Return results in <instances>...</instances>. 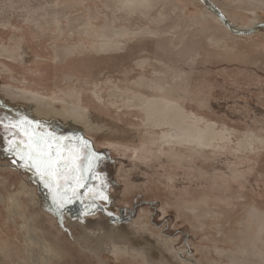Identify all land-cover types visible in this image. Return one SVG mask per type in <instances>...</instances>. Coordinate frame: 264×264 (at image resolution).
<instances>
[{
	"label": "rangeland",
	"instance_id": "374dc122",
	"mask_svg": "<svg viewBox=\"0 0 264 264\" xmlns=\"http://www.w3.org/2000/svg\"><path fill=\"white\" fill-rule=\"evenodd\" d=\"M83 1L71 13L73 16L95 14L97 19L92 23L97 27L105 15L110 17L103 8V0ZM213 1L225 9L226 19L237 27L264 23L263 10L257 9L253 20L255 17L250 18L248 10H237L224 0ZM186 3V16L170 7L157 6L149 14L135 12L132 20L121 22L131 29L149 27L160 37L146 36L141 42H130L124 52L111 56L77 55L62 65L53 62L54 43L64 47L85 42L88 46L93 43L91 39L83 36H76L73 41L67 37L52 39L46 29L44 35L40 34L31 24L10 16V26H0V44L13 47L14 38L24 42L30 60L20 65L0 57V85H15L17 90L25 86L47 95L81 91L84 103L100 119L119 129V133L107 135L100 132L87 135L79 130L78 140L87 145L83 143L81 150H88L83 157L90 166L84 164V158L78 165L73 156H68L74 153L75 146L52 147L62 157L60 163L69 166L64 168V175L53 177L54 196L59 201L65 190L72 196L71 190L76 189L71 202L63 207L68 219L82 217L93 222L113 219V224L123 225L129 231V239L118 247L148 253L154 264H264V251L262 260L251 250L241 251L242 240L237 234L243 230L242 221L251 208L264 213V29L249 37L228 36L219 44L211 43L191 19L206 12L195 2ZM144 59L149 60V67L142 73L136 63ZM153 72L159 74L153 76ZM66 76H71L73 82L67 83ZM141 76L173 87V98L188 113L227 131L225 140L203 150L191 145L151 144L149 139L160 134L159 131L144 127L143 118L135 111L112 108L108 103V92L113 87L132 88V82ZM92 84L98 85L103 101H90ZM139 94L151 93L141 86ZM11 118L19 123L40 122L0 110V121ZM41 130L47 134L53 130L71 133L57 126ZM250 134L255 142L246 150L239 148ZM14 136H7L0 128V142L15 141L20 151L25 142ZM14 158L17 164H22L17 156ZM76 166L83 169L76 170ZM70 169L74 170L71 175ZM7 179L10 185L18 187L20 178L16 174ZM78 180L87 181L86 187L77 188ZM57 183L61 185L59 192ZM100 193L107 200L99 198ZM5 210L0 206V239L14 251L11 261H2L0 256V264H145L123 255L115 258L109 254L110 246L99 250L94 239L82 240L74 221L62 226L61 238L55 232L46 238L44 227L27 205L23 218L36 230L34 234L27 228L21 231L19 226L24 222L17 217L13 225ZM75 237L78 242L72 240ZM166 245L168 250H164Z\"/></svg>",
	"mask_w": 264,
	"mask_h": 264
},
{
	"label": "bare ground",
	"instance_id": "6f19581e",
	"mask_svg": "<svg viewBox=\"0 0 264 264\" xmlns=\"http://www.w3.org/2000/svg\"><path fill=\"white\" fill-rule=\"evenodd\" d=\"M81 1L2 0L0 1V26L9 27L11 23L10 16L13 19L14 16H17L18 19L27 22L29 25L31 24L40 34H43L46 29L51 34L52 39L67 37L73 41L76 36L91 39L93 43L88 46L85 42L67 44L64 47L54 43L52 46L53 62L58 65L67 63L77 55L84 56L88 53H93L97 56H111L122 53L130 42L140 41L146 36L160 37L161 34L151 31L149 27L131 29L127 25H121V22L132 20V13L149 14L157 6L170 7L173 12L179 11L186 16V2H195L206 13L200 12V14L194 15L191 19L205 35L206 39L215 44L221 43L228 36L249 37V35L258 32L260 28L264 29L263 26H260L264 23H252L246 27L235 26L236 24L226 19L225 9L219 8L213 0H103V8H105L106 13L110 17L105 15L101 26L97 27V24L92 23L93 19H97L94 16L95 14H90L89 17L73 16L71 14L73 11H77ZM224 1H227L230 7H235L237 10H248L251 12L249 17H255L253 20L257 17V9L264 11V0ZM219 21L221 24H219ZM222 25H224L226 30ZM235 32L237 34H233ZM13 41H15L13 47L0 44V57L8 59L12 63L27 64L30 59L26 44L16 38ZM136 66L143 73L149 67V60L137 61ZM158 74L153 72V76ZM66 81L67 83L73 82V78L66 76ZM14 86L3 87L0 85V110L37 119L41 122V124L40 122L38 124L34 123L36 128H40L37 129L38 132H42L43 130L41 129L44 127L52 128L57 126L66 128L71 133L78 135L80 131L87 133V135L91 132H100L102 135L119 133L116 125L112 126L106 123L104 119H100L95 111L84 103V96L81 91H60L61 95H57V93L47 95L27 89L25 86L23 90H17ZM141 86L147 87L151 94L149 96L140 95L139 88ZM131 87L134 89L124 88L121 90L118 86L113 87L108 92V101H110L108 103L112 108L118 107L122 108V110L135 111L143 118L144 127L152 132L159 131L160 134L149 139L151 144H158V146L162 147L191 145L193 146L192 148L198 147L202 149L212 147L216 142L225 140L228 134L227 131L221 128L218 129L217 125L210 120H206L194 113H188L178 103V100L173 98V87H169L162 81H158V79H148L144 76L132 82ZM91 89L92 99L90 101L97 103L104 100L102 92L98 90V85L92 84ZM254 139L255 137L252 134L246 135L245 139L238 145L239 148L246 150L247 147L255 142ZM22 140L25 142V139ZM8 146L9 143L0 142V206L6 208L5 212H7V216L11 219L10 221L13 225H16L15 217L24 222V207L27 205L28 208L35 212L36 220L44 227V237L46 238L51 237L55 233L61 238L62 226L74 221L73 223L75 226H79V230L82 233L80 238L82 237V240L94 239V242L99 244V250L105 249V246H110L109 254L115 258L123 255L136 258L145 264H154L148 253L138 252L134 248L118 247L122 242H126L129 239V231L123 225L113 224L115 222L113 219L107 217V219L95 222L82 217H70L68 219L63 208H58L57 204L53 202L54 194L52 190L45 186V182L40 180L36 171L13 163V159L17 155L13 152L5 151ZM16 151L18 152L19 150L17 149ZM15 174L20 178L18 187L10 185L7 179L8 176ZM241 225L243 230L240 229L237 233L242 240L239 246L240 250H251V253L258 260H262L261 255L264 251V213L256 208H251L246 213ZM24 228L32 231L33 234L36 231L25 222L19 226L21 231ZM72 240L78 242L76 237L75 240ZM159 247L160 245L157 244L156 249ZM56 248L64 249L63 246H57ZM162 249L163 247H161V251ZM168 249V245H166L164 250ZM13 251L12 247L0 239L2 261H11V252Z\"/></svg>",
	"mask_w": 264,
	"mask_h": 264
},
{
	"label": "snow or ice",
	"instance_id": "6c2138e0",
	"mask_svg": "<svg viewBox=\"0 0 264 264\" xmlns=\"http://www.w3.org/2000/svg\"><path fill=\"white\" fill-rule=\"evenodd\" d=\"M22 123L31 124L30 121H22ZM7 127H18V125L14 122L10 123ZM27 134V132H25ZM9 146L5 149V151L13 152L15 155L18 156L19 161L22 162L21 166L29 167L36 170L37 175L40 177V180L45 182V186L48 187L50 190L52 189V180L53 177L57 175H64V168L69 167L67 164H61L60 157L56 154L52 148L51 144H48L47 151L45 150V143L40 138H32L30 137L28 142L24 143V148L17 152L18 145L15 141L8 142ZM58 143V141H57ZM85 146L86 142H85ZM98 159V157H93ZM16 160H13V163H16ZM74 170L70 169L69 174L71 175ZM82 186V185H81ZM61 185L57 183L56 189L59 192ZM72 196L76 195V189L73 188ZM72 196L68 195V191L65 190L61 193V199L57 201L56 197H53V202L57 204L58 208H63L66 203H70L72 200ZM99 198L107 200V197L102 193L99 194Z\"/></svg>",
	"mask_w": 264,
	"mask_h": 264
},
{
	"label": "flooded vegetation",
	"instance_id": "af4514ba",
	"mask_svg": "<svg viewBox=\"0 0 264 264\" xmlns=\"http://www.w3.org/2000/svg\"><path fill=\"white\" fill-rule=\"evenodd\" d=\"M26 121H29V120H26ZM12 122L16 123L18 125V127H15V128L14 127H7V129H6L5 126L9 125ZM0 128L2 131L4 130V132L7 133V136H11V134H12V135H15L14 137H19V139H21V140L25 139V143L28 142V141H26V139H28L30 136H32L33 138H40L43 141H46V143L44 145L45 148H47L48 144H51L52 147L54 145H57V146L63 145L67 149H69V147L72 148L73 146H75L76 148L73 147L75 149L74 153H71L68 156H73L74 160L77 161L78 165H79V161H81L82 158H84L83 153L87 152V154H88V150L86 148H85V150H81L83 143H85V141L82 142L81 140H78V138L80 137L79 135L73 134V133L71 134L68 131L63 132V131L53 130V132H50V134H47V133H44L41 131L38 132V130H37L38 128H36L35 125L32 124V122H31V124H26V123H19L17 121L11 120V119H5L3 121H0ZM25 132H27V134H25ZM57 141H58V143H57ZM83 149H84V146H83ZM91 153H89V154H91ZM68 158L71 159V157H68ZM84 159H85L84 164H86V165L90 164L89 161L86 160L87 158H84ZM86 165L84 167H86ZM102 165H103L102 168L105 169L106 166L104 164H102ZM88 166H90V165H88ZM75 168H76V170H82L83 169L81 167L77 168V166ZM82 176H83V174H82ZM82 178H84V177H82ZM77 182H79V180ZM86 184H87V181L79 182L77 184V188H85ZM76 201H78V200H76ZM76 201H74V202L76 203ZM77 203H80V202H77Z\"/></svg>",
	"mask_w": 264,
	"mask_h": 264
},
{
	"label": "water",
	"instance_id": "95a60500",
	"mask_svg": "<svg viewBox=\"0 0 264 264\" xmlns=\"http://www.w3.org/2000/svg\"><path fill=\"white\" fill-rule=\"evenodd\" d=\"M226 25H227V24H226ZM260 26H263V27H264V24H263V25L261 24ZM233 34H237V32H235V33H233Z\"/></svg>",
	"mask_w": 264,
	"mask_h": 264
}]
</instances>
